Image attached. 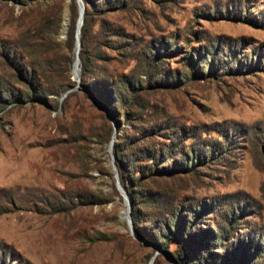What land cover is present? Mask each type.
Here are the masks:
<instances>
[{"label": "rangeland", "instance_id": "rangeland-1", "mask_svg": "<svg viewBox=\"0 0 264 264\" xmlns=\"http://www.w3.org/2000/svg\"><path fill=\"white\" fill-rule=\"evenodd\" d=\"M71 4L0 0V47L23 32H36L52 17L58 18L59 48L49 55H67ZM104 16L123 31L105 48L108 68L135 80L139 99L134 101L141 111L135 113L132 105L131 119L121 120L118 129L108 110L80 86L65 100L67 89L50 93L48 104L29 97L0 108V264H152L156 258L157 264H179L129 226L123 196L113 185L109 142L99 139L108 122L114 125L110 139L141 120L172 125L177 142L209 149L218 139L221 149L193 174L150 184L170 186L198 208L214 202L200 214L205 228L218 230L220 216L231 218L234 210L233 234L263 238L264 0H129ZM53 25L47 21L46 29ZM27 47L21 50L28 60L41 61L50 74L46 55ZM210 55L212 70L206 65ZM14 69L0 51V74L24 87L10 76ZM165 75L170 83H153ZM177 76L181 80L173 82ZM27 186L85 192L92 199L75 195L77 205L70 211L41 213L10 201L7 194ZM244 204L241 213L238 206Z\"/></svg>", "mask_w": 264, "mask_h": 264}, {"label": "trees", "instance_id": "trees-1", "mask_svg": "<svg viewBox=\"0 0 264 264\" xmlns=\"http://www.w3.org/2000/svg\"><path fill=\"white\" fill-rule=\"evenodd\" d=\"M127 1L129 0H83L84 19L79 31L81 42L79 86L85 93L90 94L96 103L108 110L118 129L121 120L131 119L127 115H130L132 105L135 113H140L141 107L138 101H134V98L139 99L138 89L134 85L135 80L125 73L114 74L113 70L108 68L109 58L105 48L110 46L111 40L117 39L114 37L123 35V31L104 14L126 7ZM71 7L72 23L64 40L65 47L71 51L67 55L59 54L61 57L49 55L59 48L58 18L57 22L52 17L50 20L44 18L42 26L37 28L36 32L26 31L15 40L5 45L2 43L0 47L2 58L17 70L14 69L10 76H15L23 82L24 87L16 85L10 77L0 74V108L11 100L29 97L48 104L50 93L60 95L69 86L78 83L71 73L72 63L75 61L78 13V20L80 19L76 0H72ZM47 21L50 25L55 21V25L49 31L46 29ZM23 46H29L27 50L33 49L46 55L43 62L49 65L50 74L41 61L34 63L35 60H28L27 55L21 50ZM134 51L130 50V53ZM197 53L200 56L202 50L199 49ZM210 58L211 62L206 61V65L212 70L213 56L210 55ZM253 63L247 65L253 66ZM47 77L49 81L46 80ZM146 80V84H152L150 80ZM180 80L177 76L173 82ZM158 82L170 83L167 75L155 79L153 83ZM72 92L73 90L69 91L63 100ZM126 106H129V110H126ZM113 130V122H108L99 133V139L109 142ZM177 141L176 128L160 121L145 123L141 120L135 122L126 131L117 134L112 150L121 184L131 201L130 212L135 233L144 240L160 246L179 264H264V235L263 238L260 235L256 237V233L252 235L247 231H243L245 237L233 234L231 229L235 226H232L230 220H234L237 215L234 210L230 212L231 218L226 214L220 216V224L216 223L218 230L213 231L201 226L199 219L203 211L213 209L214 202L203 201L199 203L200 208H198V204L194 206L192 202L181 199L179 193L172 187L158 185L155 188L150 184L158 178L182 180L198 170V166L210 161L208 158L211 159L214 151L221 149L218 139L209 149L208 146L203 148L193 142L186 144ZM113 185L118 193L114 177ZM7 195L13 205L19 201L21 205L41 213L70 211L77 205V201L74 200L75 195L81 201L92 199V194L85 192L76 194L66 190L52 191L39 186L19 188ZM238 209L241 213L246 211V204L238 206ZM223 240H225L224 244ZM215 243H220L216 249L213 246ZM172 244L174 248L171 249ZM152 264H157V258Z\"/></svg>", "mask_w": 264, "mask_h": 264}, {"label": "water", "instance_id": "water-1", "mask_svg": "<svg viewBox=\"0 0 264 264\" xmlns=\"http://www.w3.org/2000/svg\"><path fill=\"white\" fill-rule=\"evenodd\" d=\"M78 4H79V10H80V21L78 22L77 20V23H76V32H75V46L77 47L76 48V60L79 61V49L81 47V42L79 40V31H80V25L83 23V19H84V2L83 0H77ZM73 64H74V61L72 63V71H73ZM73 78L76 79L77 81L79 80V76L78 74L77 75H73ZM79 87V83L75 84V85H72V86H69L67 88V90L64 92V95H66V93L74 88H78ZM115 141V138L112 137L109 141V149L111 150V162H112V166H113V175H114V178H115V183H116V186L118 188V190L120 191L121 195L123 196V199H124V202L126 204V218H127V222L129 224V226L132 228V225H133V222H132V217H131V212H130V204H131V201L129 199V196L128 194L126 193L125 189L123 188L122 184H121V181H120V177H119V173H118V168H117V165L115 163V156H114V153L112 152V147H113V143Z\"/></svg>", "mask_w": 264, "mask_h": 264}, {"label": "bare ground", "instance_id": "bare-ground-1", "mask_svg": "<svg viewBox=\"0 0 264 264\" xmlns=\"http://www.w3.org/2000/svg\"><path fill=\"white\" fill-rule=\"evenodd\" d=\"M80 21V19L78 20V22ZM81 26V25H80ZM76 48L77 47H75V56H76ZM78 64H79V61L78 60H76L75 62H74V64H73V73H74V75H76L77 73H78Z\"/></svg>", "mask_w": 264, "mask_h": 264}]
</instances>
